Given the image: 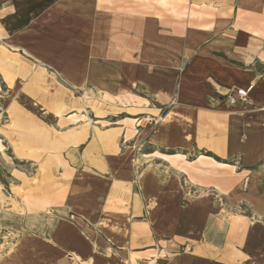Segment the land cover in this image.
Wrapping results in <instances>:
<instances>
[{
    "label": "crops",
    "instance_id": "0c3cea01",
    "mask_svg": "<svg viewBox=\"0 0 264 264\" xmlns=\"http://www.w3.org/2000/svg\"><path fill=\"white\" fill-rule=\"evenodd\" d=\"M62 81L76 90L98 88L149 103L177 97L182 119L163 122L149 141L188 149L192 131L198 150L239 161L243 171L228 187L216 177L197 183L231 189L246 177L248 195L260 200H251L253 213L264 218V0H0V91L11 92L2 97L39 99L53 86L56 98ZM236 89L248 91L247 103L226 102ZM172 112L162 114L165 120ZM190 116L192 126L185 120ZM146 121L152 127L158 119L152 115ZM149 128L133 136L122 125L93 129L79 144L71 143L72 130L65 174L75 181L73 176L91 172L94 181L110 182L119 171L115 161L126 159ZM120 177L111 180L103 204L75 209L93 214L94 223L109 218L110 228L123 231L113 246L118 264H131L135 254L137 264H264V222L245 226L241 220L246 231L240 241L198 237L161 243L165 232L204 233L213 223V210L200 200L204 190L182 209L172 201L159 205L160 192H136L139 180L126 170ZM147 198L155 199L149 207ZM183 245L191 251L179 252Z\"/></svg>",
    "mask_w": 264,
    "mask_h": 264
},
{
    "label": "rangeland",
    "instance_id": "374dc122",
    "mask_svg": "<svg viewBox=\"0 0 264 264\" xmlns=\"http://www.w3.org/2000/svg\"><path fill=\"white\" fill-rule=\"evenodd\" d=\"M53 88L46 86L39 99L2 97L10 91L6 87L0 91V264H118L113 246L119 244L118 238L123 239V231L110 228L109 218L94 223L93 214L78 213L75 209L103 204L111 180L121 178L123 169L139 180L134 187L136 192L145 189L153 196L160 192L163 198L157 199L159 205L172 201L186 209L199 199V188L204 190L200 200L213 210V223L204 233L179 229L178 235L168 236L165 232L161 243L171 238L186 242L198 237L223 242L238 237L240 241L246 231L241 220H246L245 226L264 222L262 216L253 213L251 200L255 198L248 195L250 182L246 177L236 187L227 188L229 179L243 171L239 161H224L211 152L198 150L192 131L188 149L181 144L167 148L149 141L157 126L182 119L177 113V97L149 103L98 88L76 90L62 81L56 86L54 98ZM58 102L60 106L56 105ZM146 106L157 110H148ZM171 109L173 112L165 120L162 114ZM152 115H156L158 122L151 127L146 120ZM185 120L191 126L195 122L192 116ZM120 125L129 131V136L137 135L140 128H150L130 148L126 159L115 161L119 171L108 177L110 182L107 178L94 181L91 172L75 175L73 180H78L71 181L64 170V161L68 160L67 134L76 130L71 132L76 137L71 143L79 144L93 129L101 132ZM146 175L150 177L142 188ZM215 177L225 180L222 183L227 187L219 190L202 184L201 188L197 183L198 178L208 181ZM171 194L172 197H166ZM151 201L155 199H146L147 207ZM124 232L127 238L128 232ZM191 249V245L178 247L179 252ZM73 255L75 259L71 258ZM135 257L136 254L131 264H137Z\"/></svg>",
    "mask_w": 264,
    "mask_h": 264
},
{
    "label": "built area",
    "instance_id": "2783aa9c",
    "mask_svg": "<svg viewBox=\"0 0 264 264\" xmlns=\"http://www.w3.org/2000/svg\"><path fill=\"white\" fill-rule=\"evenodd\" d=\"M226 102L229 105H235L238 103H247L249 101L248 91L244 89H236L231 91L225 97Z\"/></svg>",
    "mask_w": 264,
    "mask_h": 264
}]
</instances>
